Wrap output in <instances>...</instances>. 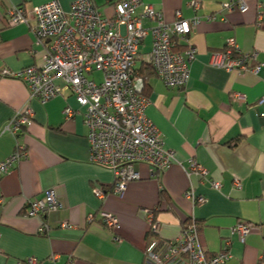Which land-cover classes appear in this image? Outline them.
I'll return each mask as SVG.
<instances>
[{
    "label": "crops",
    "instance_id": "obj_1",
    "mask_svg": "<svg viewBox=\"0 0 264 264\" xmlns=\"http://www.w3.org/2000/svg\"><path fill=\"white\" fill-rule=\"evenodd\" d=\"M49 1L0 0V161L21 146L27 153L0 175V264H25L28 257L38 264H146L149 241L175 242L189 219L197 224L206 257L227 249L228 264H264V106L259 104L264 96V0H245V12L224 10V0H195L198 10L190 5L193 0H142L161 11L167 23L177 13L201 21L189 36L196 54L187 84L168 88L158 75L149 78L145 114L165 148L173 150L175 162L160 172L135 164L140 177L120 194L111 192L112 170L89 161L84 107L74 95L65 89L42 103L29 96L21 80L2 75L3 70L40 65L49 43L36 42L31 24H7L8 9L27 10ZM73 1L58 0L66 13ZM94 1L105 15L112 14L110 0ZM229 38L239 52L255 53L249 66L260 64L258 71H228L212 64ZM150 48L146 36L135 69L147 63ZM90 77L101 80L99 72ZM135 85L141 88L138 77ZM236 93L243 99H236ZM67 106L79 112L65 119ZM23 109L32 111V123L15 133L5 131ZM190 161L205 174L195 175ZM212 181L220 187H212ZM96 188L107 191L106 196L98 198ZM49 190L62 207L39 217L26 215L27 199ZM146 210L158 225L156 233L149 231ZM103 213L116 219L113 228L101 221ZM63 221L72 227H60ZM238 222L253 224L250 232H232ZM43 224L47 231L42 232Z\"/></svg>",
    "mask_w": 264,
    "mask_h": 264
},
{
    "label": "built area",
    "instance_id": "obj_2",
    "mask_svg": "<svg viewBox=\"0 0 264 264\" xmlns=\"http://www.w3.org/2000/svg\"><path fill=\"white\" fill-rule=\"evenodd\" d=\"M112 14L105 15L94 0H74L66 13L58 0L25 9L11 6L7 11V24H31L36 42L48 39L40 65L25 66L16 71L3 70L2 75L21 80L28 89L29 96L47 102L65 89L84 107L82 113L88 130L89 161L112 170L114 182L111 192L120 194L129 181L138 179L134 165L147 164L154 171H164L175 162L173 150L164 146L160 131L146 116L145 110L150 99L138 92L135 85V65L139 58V47L146 36L151 37V48L145 61L151 64L164 86L184 87L189 78L190 63L196 48L190 42L192 26L200 23L199 17L190 20L179 13L172 23H167L161 11L142 0H110ZM190 5L198 10L195 0ZM226 11L247 10L245 0H224ZM140 8V11H138ZM258 9V20L262 10ZM214 19L207 16V20ZM144 22H148L144 24ZM183 45L181 52L174 51ZM224 52L215 54L212 64L225 70L258 71L260 64L249 66L255 58L254 52H239L233 38L226 42ZM100 73L101 80L90 77ZM60 81L61 83H57ZM235 98L243 99L236 93ZM259 104L264 106V96ZM79 111L65 107L63 115L68 119ZM32 111L23 109L5 127V131L17 132L32 123ZM27 156L25 148L18 147L8 157L0 161V175L6 173L20 159ZM193 173L205 174L194 161H190ZM218 189V181L211 182ZM239 186V182L236 181ZM95 194L102 199L107 191L96 188ZM196 201L201 203L203 198ZM62 207L56 194L49 190L42 197L29 198L25 204L26 215L39 217ZM149 231L156 233L158 225L151 211L146 210ZM101 221L113 228L116 219L110 214H102ZM43 223V222H42ZM62 228L72 225L63 221ZM253 224L238 222L232 228L241 236L248 234ZM49 227L42 226V232ZM120 242L121 238L115 236ZM146 264H228L231 254L227 249L206 257L198 241V227L194 220L185 221L180 237L175 242L151 239L144 250ZM25 264H38L36 258L28 257Z\"/></svg>",
    "mask_w": 264,
    "mask_h": 264
},
{
    "label": "trees",
    "instance_id": "obj_3",
    "mask_svg": "<svg viewBox=\"0 0 264 264\" xmlns=\"http://www.w3.org/2000/svg\"><path fill=\"white\" fill-rule=\"evenodd\" d=\"M183 45H178L174 50L181 48L183 49ZM158 75L151 64H147L144 62L140 63V66L135 69V77H138L141 83V88L138 89V92L142 95H148L149 93V78Z\"/></svg>",
    "mask_w": 264,
    "mask_h": 264
},
{
    "label": "rangeland",
    "instance_id": "obj_4",
    "mask_svg": "<svg viewBox=\"0 0 264 264\" xmlns=\"http://www.w3.org/2000/svg\"><path fill=\"white\" fill-rule=\"evenodd\" d=\"M95 76H96V78L100 79V78H99V76H100L99 74H97V75H95Z\"/></svg>",
    "mask_w": 264,
    "mask_h": 264
}]
</instances>
